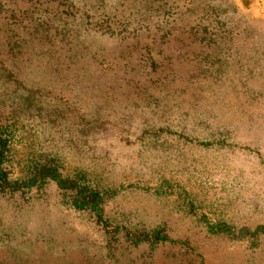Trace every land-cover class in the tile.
I'll return each mask as SVG.
<instances>
[{
	"label": "rangeland",
	"instance_id": "374dc122",
	"mask_svg": "<svg viewBox=\"0 0 264 264\" xmlns=\"http://www.w3.org/2000/svg\"><path fill=\"white\" fill-rule=\"evenodd\" d=\"M0 264H264V0H0Z\"/></svg>",
	"mask_w": 264,
	"mask_h": 264
},
{
	"label": "trees",
	"instance_id": "16d2710c",
	"mask_svg": "<svg viewBox=\"0 0 264 264\" xmlns=\"http://www.w3.org/2000/svg\"><path fill=\"white\" fill-rule=\"evenodd\" d=\"M56 179V178H55ZM57 180V179H56ZM88 201L86 202H83V203H80V204H77V207L82 206V205H87L89 206V208H91L92 210H97V199H98V195L95 194V193H90L88 196H87Z\"/></svg>",
	"mask_w": 264,
	"mask_h": 264
}]
</instances>
